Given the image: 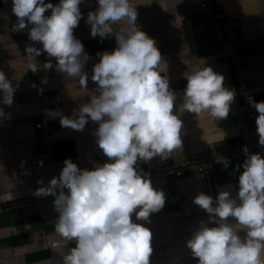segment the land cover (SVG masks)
I'll return each mask as SVG.
<instances>
[{"label": "clouds", "instance_id": "clouds-1", "mask_svg": "<svg viewBox=\"0 0 264 264\" xmlns=\"http://www.w3.org/2000/svg\"><path fill=\"white\" fill-rule=\"evenodd\" d=\"M81 3L12 0L17 18L12 30L26 31L32 42L26 51L34 59L43 53L55 58L56 71L65 80L77 82L89 97L71 115L59 109H45L46 114L59 118L62 127L78 131L95 122L96 144L106 158L92 168H80L66 158L59 176L46 185L41 179L34 195L54 197L55 231L64 240L75 241L62 255L61 264H150L153 232L138 221H148L159 212L166 196L153 187L150 174L140 164L156 157L166 161L183 150L182 113L226 119L236 92L225 87L224 75L214 71L206 58L184 61L187 84L174 111L177 93L170 88L156 39L137 23V0H97V7L88 12L85 22L91 36L101 40L114 36L116 43L113 51L97 53L100 59L91 74L96 87L89 90L84 68L90 57L74 36L83 18ZM48 10L51 14L45 15ZM40 67L30 65L34 73ZM43 67L53 68L52 60L44 61ZM18 86L0 71V105H13ZM249 102L259 113L256 134L264 147V101L249 98ZM10 119L11 114L0 107V123ZM243 152L245 159L235 168L243 170L234 196L218 188L215 197L200 192L193 199L208 214L186 242L197 264H264V156L247 145ZM225 163L230 160L225 158Z\"/></svg>", "mask_w": 264, "mask_h": 264}, {"label": "crops", "instance_id": "crops-1", "mask_svg": "<svg viewBox=\"0 0 264 264\" xmlns=\"http://www.w3.org/2000/svg\"><path fill=\"white\" fill-rule=\"evenodd\" d=\"M199 1L137 0V23L156 39L167 64L165 74L170 88L177 93L174 111L178 110L187 84L183 77L187 70L184 61L191 63L199 57L206 58L214 71L224 75L225 87L236 92L226 119L214 121L207 115L182 113L183 150L166 161L156 157L140 164L150 174L153 187L166 196L165 206L159 212L153 213L148 221H138L153 232L150 264H197L198 258L192 256L186 242L208 214L193 203L194 197L200 192L215 197L218 188L230 190L234 196L243 170L235 171V168L245 159L244 146L249 143L253 153L264 156L259 138L246 139L241 134V127L248 126L250 120L241 112V93L235 87L231 63L226 57L231 48L213 42L210 23L200 13ZM50 2L57 4L59 0ZM224 4L234 22L236 50L248 55L243 72L246 89L258 102L264 101V0H224ZM96 7L97 0H82L83 18L74 29V36L81 40L90 57L84 68L89 76V90L96 87L91 74L100 59L97 53L113 51L116 47L114 36L103 40L91 36V27L85 21L88 12ZM50 14L51 10L45 13ZM16 20L12 0H0V71L13 85H19L13 105H0L11 114L10 120L0 123V264H61L62 255L75 246V241H66L55 231L58 213L54 209V197H38L34 192L42 186L41 179L46 185L59 176L66 158H71L80 168H92L94 163H103L106 158L96 144L95 122L89 121L78 131L62 127L59 118H50L45 113L52 129L44 132L34 125L40 119V89L48 94L47 109H59L66 115H71L89 97L84 96L77 82L65 80L56 71L55 58H49L46 53L41 55L43 61L37 77L31 76L33 60L26 51L29 44L22 31L12 30ZM37 46L42 48V44ZM49 59L53 68L46 69L43 62ZM258 115L255 110V118ZM225 158L230 160L227 165ZM203 160L211 162L210 170L199 171L192 166L180 175L170 171ZM229 219L235 223L234 218ZM240 235L243 237L244 233Z\"/></svg>", "mask_w": 264, "mask_h": 264}, {"label": "built area", "instance_id": "built-area-1", "mask_svg": "<svg viewBox=\"0 0 264 264\" xmlns=\"http://www.w3.org/2000/svg\"><path fill=\"white\" fill-rule=\"evenodd\" d=\"M199 11L210 23L209 34L211 39L216 45L228 44L230 46V52L226 54L227 59L231 63V69L233 73V78L235 81L236 89L241 93V101H242V109L241 112L248 120H250V124L248 126L241 127V134L244 138H258L256 134V118H255V109L251 106L249 102V98H252L256 102L254 94L246 89L247 81L243 75L244 72V63L248 58V55L241 53L236 50L238 40L236 36V32L233 27V19L228 14L224 0H201L198 4ZM22 37L31 44L32 42L28 39V35L26 31H22ZM36 47L37 43L35 44ZM33 63L39 65L42 63L43 59L41 56L34 59L31 54ZM30 74L32 77H37V71L34 73L30 69ZM46 92H41L39 100H40V119H38L34 125L36 127L41 128L44 132H48L52 129V123L46 119L45 117V109L48 108L47 103L45 101L47 97ZM249 150H251V144H247ZM195 167L197 170H210L212 164L209 160H203L199 162H195V164H188L184 167H177L173 170L174 175H180L185 169H189L191 167Z\"/></svg>", "mask_w": 264, "mask_h": 264}]
</instances>
